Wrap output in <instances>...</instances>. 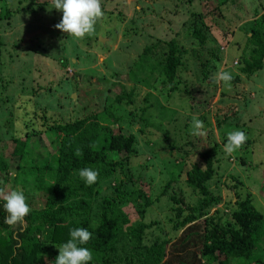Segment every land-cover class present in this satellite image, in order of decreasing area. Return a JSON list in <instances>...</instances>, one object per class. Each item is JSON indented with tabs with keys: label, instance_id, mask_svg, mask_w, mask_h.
I'll return each instance as SVG.
<instances>
[{
	"label": "rangeland",
	"instance_id": "1",
	"mask_svg": "<svg viewBox=\"0 0 264 264\" xmlns=\"http://www.w3.org/2000/svg\"><path fill=\"white\" fill-rule=\"evenodd\" d=\"M221 1L101 0L104 15L93 32L75 38L55 27L62 11L52 8L54 0H0V154L11 167L0 175V196L19 190L30 208H41L45 195L35 187L31 163L35 156L45 159V150L52 148L54 136L44 129L48 122L111 110L120 117L116 132L137 138V153L125 159L126 170L136 180L134 198L150 205L144 218L153 225L149 232L170 240L162 264H178L177 256L184 255L173 249L183 233L173 225L186 213L179 217L169 200L176 191L189 204L198 201L185 179L194 164L205 167L199 151L216 148L214 176L208 185L221 201L208 214L212 224L234 223L236 203L247 197L264 213V66L251 75L240 70L252 47L246 37L264 17V0H228L220 5ZM200 13L205 17L203 28L210 32L201 56L198 43L187 36ZM170 39L189 50L179 71V90L170 92L163 76L150 73V67L138 74L141 81L134 79L145 47ZM210 51L221 60L203 69L202 62L212 60L207 56ZM218 70L232 75L228 85L212 81ZM132 88L131 102H116L121 90ZM22 102L35 106L44 117L41 135H23L26 153L18 159L12 152L14 135L23 128ZM193 116L202 122L200 135L190 134ZM233 130L243 131L247 139L226 153V133ZM135 204L124 207L132 225L140 221ZM58 247L47 251L44 264H54ZM200 248L198 240L188 250L187 256H197L193 263L203 261Z\"/></svg>",
	"mask_w": 264,
	"mask_h": 264
},
{
	"label": "trees",
	"instance_id": "2",
	"mask_svg": "<svg viewBox=\"0 0 264 264\" xmlns=\"http://www.w3.org/2000/svg\"><path fill=\"white\" fill-rule=\"evenodd\" d=\"M227 2L222 0L219 4ZM204 19L200 13L198 19L189 25L187 34L198 43L199 56L203 55L210 40L209 30L202 26ZM246 38L252 47L249 56L242 60L240 70L251 75L264 66V17L257 21L251 35ZM188 52L177 39L153 42L145 47L136 63L137 75L133 77L141 81L138 74L149 71L150 67V73L159 72L163 76L170 92L177 91L179 71ZM212 52L207 55L212 60L202 62L203 69L221 60L220 55ZM237 79L238 76L233 80ZM146 83L148 87L152 86ZM133 94V88L121 90L115 96L116 102H131ZM19 107V111H24L21 112V130L28 132L19 130L14 135L12 156L23 159L26 153L23 135L28 138L41 135L40 125H43L44 116L38 115L36 107L29 102H22ZM119 121L120 117L111 110H105L101 114L92 113L67 122H48L44 129L54 136L50 143L52 148L45 150V159L35 156L31 163L35 187L45 195L44 205L30 208L22 224L8 225L4 222L8 214L2 207L4 200L0 196V264H44L47 251L65 243L69 239V231L78 227L92 233L90 240L83 245L93 256L89 264H162L167 257L170 240L149 232L153 225L144 218L146 207L150 205L146 202L144 206L139 198H134L136 180L131 170H126L125 159L137 153V138L132 133L116 132L114 126ZM190 144L196 147V143ZM215 152L214 146L199 151L205 167L194 164L187 173L185 181L188 187L199 195L194 205L186 202L176 191L170 194L172 210H176L179 217L186 213L173 225L174 230H183L173 248L178 255L184 252V255L177 256L178 264H197L193 263L197 256L187 255L198 240L201 245L199 256L203 259L198 264H232L234 260L238 264H264V213L258 210L251 197L244 200L238 197L234 223L225 226L211 222L210 209L221 201L208 185L214 176ZM19 167L17 164V169ZM85 167L98 172L97 180L91 186L85 185L78 175V171ZM10 169V162L0 154V175L8 174ZM171 181L167 182L166 188ZM2 189L0 179V193ZM130 202H136L140 213V221L133 225L124 210ZM194 255H197L196 251ZM194 257L195 260H191Z\"/></svg>",
	"mask_w": 264,
	"mask_h": 264
},
{
	"label": "clouds",
	"instance_id": "3",
	"mask_svg": "<svg viewBox=\"0 0 264 264\" xmlns=\"http://www.w3.org/2000/svg\"><path fill=\"white\" fill-rule=\"evenodd\" d=\"M52 8L62 11V18L55 27L75 38L90 35L96 21L104 15L101 0H54ZM232 78L229 72L220 70L211 77L214 83H224L225 85H228ZM201 128L202 122L193 116L190 134L200 135ZM226 137L224 144L226 153H232L239 149L247 139L245 133L240 130L227 132ZM78 175L85 185L91 186L96 182L98 172L85 167L78 171ZM3 200L2 207L8 214L4 222L8 225L22 224L24 217L30 212L25 194L19 190H12L3 196ZM91 236L92 233L86 228L71 229L69 239L58 247L59 254L55 258L54 264H89L93 256L91 251L83 245L87 244Z\"/></svg>",
	"mask_w": 264,
	"mask_h": 264
},
{
	"label": "water",
	"instance_id": "4",
	"mask_svg": "<svg viewBox=\"0 0 264 264\" xmlns=\"http://www.w3.org/2000/svg\"><path fill=\"white\" fill-rule=\"evenodd\" d=\"M101 39H104V38H101Z\"/></svg>",
	"mask_w": 264,
	"mask_h": 264
}]
</instances>
